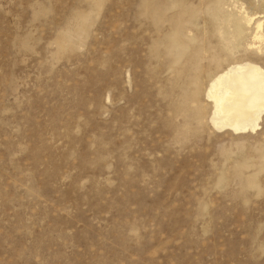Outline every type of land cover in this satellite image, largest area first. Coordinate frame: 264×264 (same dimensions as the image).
Returning <instances> with one entry per match:
<instances>
[{
  "label": "rangeland",
  "instance_id": "1",
  "mask_svg": "<svg viewBox=\"0 0 264 264\" xmlns=\"http://www.w3.org/2000/svg\"><path fill=\"white\" fill-rule=\"evenodd\" d=\"M207 1L0 0V264H264V117L207 122Z\"/></svg>",
  "mask_w": 264,
  "mask_h": 264
},
{
  "label": "bare ground",
  "instance_id": "2",
  "mask_svg": "<svg viewBox=\"0 0 264 264\" xmlns=\"http://www.w3.org/2000/svg\"><path fill=\"white\" fill-rule=\"evenodd\" d=\"M237 3L238 0H234L231 5L232 8H229V6L225 8V0H215L211 3L212 5L210 4L211 6L209 5L211 9L210 17L213 22V29L214 31H217L219 35V50L217 51L216 48L212 46L211 41L208 40L200 47V51L202 52L197 50L194 53V56L199 57V61L202 62L204 59H208L209 64L217 61L220 62L222 59L220 56L222 54H224L223 57L226 56L232 58V60L230 59L224 67L215 71L213 69L214 72L210 69L212 73H207L209 78L202 92L206 102H208L210 106L207 114L208 124L218 131L228 130L234 134L257 131L260 128L264 117V65L252 59H233L240 48L246 50L254 49L255 52L259 54L264 53V20L255 16V13L249 11L243 2L239 4ZM198 18L199 17H197V19ZM203 20L205 21V19ZM248 27H252L250 33L253 40L252 42H247L245 40ZM172 40L174 42L173 47L179 48L176 52L174 62H184L185 60L182 59L185 51L180 50L183 47L182 44H180V41L176 38H172ZM256 43L258 44L255 45ZM207 53H209V55L206 57ZM187 77L190 79V83L198 84V74L196 76L188 75ZM183 79L184 78H182V80ZM200 90L199 87L194 88L191 90L190 94L186 93V95H184L185 99L189 98L196 100L200 95ZM184 91L186 92L187 90ZM202 109L200 108V110ZM202 115L203 114H201V116ZM204 116L205 115H203V118H205ZM258 163L260 164V162Z\"/></svg>",
  "mask_w": 264,
  "mask_h": 264
}]
</instances>
